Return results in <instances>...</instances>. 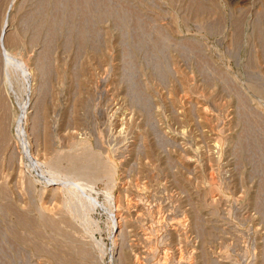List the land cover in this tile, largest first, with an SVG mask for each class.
<instances>
[{
    "label": "rangeland",
    "instance_id": "rangeland-1",
    "mask_svg": "<svg viewBox=\"0 0 264 264\" xmlns=\"http://www.w3.org/2000/svg\"><path fill=\"white\" fill-rule=\"evenodd\" d=\"M74 1L71 20L95 41L65 45L63 0L42 31L28 13L17 20L27 52L51 50L56 64L46 54L39 158L89 148L103 176L104 157L115 158V203L101 177L94 240L68 220L43 227L41 217H62L60 203L13 158L0 101V264H264V0ZM9 5L0 0L1 18ZM79 139L89 147L72 145ZM110 210L126 225L115 244Z\"/></svg>",
    "mask_w": 264,
    "mask_h": 264
},
{
    "label": "bare ground",
    "instance_id": "bare-ground-1",
    "mask_svg": "<svg viewBox=\"0 0 264 264\" xmlns=\"http://www.w3.org/2000/svg\"><path fill=\"white\" fill-rule=\"evenodd\" d=\"M6 1L9 2V0H6ZM55 1L56 0H10V5L8 6V8L6 7L7 10L4 9L5 12H4V14H2L3 16L1 15L2 18L0 17L1 18V20H0V73H1L0 96L1 97L0 98H2L0 101L3 100L2 103L7 106V108L5 107L6 110L8 109V112L7 113L5 112V113L8 114L9 115L8 117H10L14 121L13 125L15 128L14 131L16 134L15 135L16 138L14 140V143L12 144L11 154H13L12 155V156H14L13 158L16 161L17 160H23L25 158L28 161V167H29L28 169H31V170L37 172L36 176H31V181L32 182H34V181L38 182L39 180H42L44 184L40 190H42L44 194L51 197L52 199H57L60 203V210H61L62 217H60L59 219H53V217H49L48 215L43 216V217H41L42 219L40 218L41 220H39L40 222H42L41 225L43 227H45L46 225L48 226L49 224L50 225L55 224L57 222V220L60 223L61 222L65 223L68 220L70 222L76 223L75 225L77 227L80 226L81 227L80 229L82 231L80 230V232H79V229L73 227L74 230H77L79 233L83 232V234H85V235H90V237L93 239V232L100 230V225H99L98 221H96V219H94V217H93V213H94V211H95V209L99 203L97 200V194L94 191V187H95V184L97 183V181H99L101 179V177L105 179V182H107L106 187L108 189V192H110L108 194V198H107V203H108V207H109V205H111V203L115 200V197H116L113 194H111L112 187L110 186V183L113 182V180H114V175H115L114 168H115L117 163L115 161V158L113 159L110 156H105L104 157V167L107 170V174H105L104 176L100 175L101 174L100 172H102V171H100V168L95 167L96 164L92 165L93 163L90 162L92 159L91 154L93 155V153H91L92 150L90 151L89 148L83 149L84 151L87 149L86 152H84L85 154H82L79 150H78L79 152L75 151L77 153L74 154V151H73L74 149H73L72 150L73 153L72 152H71L72 154L69 153L70 156L67 153L68 156L62 157V156L58 155V153H57L51 157L44 159V161L40 160V158H39V155H40L39 151L40 150L38 147L41 144V142L39 144V141H42V140H40L42 138L38 135L41 132V131H38V129H39L40 125L42 126L41 118H42V115H44L43 109H44V111L47 110L46 108H44L45 104H43V101L41 98L43 95L42 94L43 93L42 87H44V86L41 85L43 83H42V81L40 83V79L44 78V77H42V76H44V70H45V69H43V66H44L45 62L47 63V60L50 57L47 52H50L51 50L48 49L50 51L45 52V50H47V49H45L43 52V50L40 49L41 47H39L37 50H32V51L30 50L31 52H27L28 49L30 48V46L32 47V40H31V45L28 44V42L24 43L22 41V39H20V35L22 34L21 32H23V30L20 32V30L18 28V21L17 20L20 19L19 16L20 17L23 16L22 18H24L25 15L28 13L29 15H26V16H29V20L30 21L32 20V22H34V24H35L32 26H35V28H36V25H39L41 27L40 28L38 27V29H40L42 31V29H41L42 26L47 24L49 22V20L52 21L51 19L54 18V16L52 17V13H54V12H51L50 7L52 4H53L52 6H54ZM57 1L62 2V0H60V1L57 0ZM69 1L70 0H63V2H62L63 5H61L62 3L57 4V2H56V4L58 5L59 8H60V6H62V8H60V9L58 8L59 10L62 9V14H60L59 12H61V11H59L56 15H59V14L62 15L61 21H62L63 25H65L64 27L67 28V30L65 32H64L65 29L63 30V32L65 34H63L64 36L63 35L62 36L64 37V41L67 43L66 44L64 42L65 45H68V46H69V43L71 41H74L75 39H76L75 41H77V39L79 37H80L81 41H79V40L78 41L83 42L85 39H87L86 36L87 35L89 36V34L87 33V30L82 26L83 24L80 26L79 22H75V20H74V22H75L74 23L73 20H71L72 16L70 18V15L72 13V10H74V9H72L73 7L71 6V3ZM71 1H74V0H71ZM75 1L73 3H75ZM82 1L85 2V0H82ZM82 1H80L81 2L80 4H82ZM88 2H89V0H88ZM68 3H70V4H68ZM85 3L87 4V1ZM85 3H83V4L85 5ZM96 3H98L97 0H96ZM40 4H41V7H40ZM77 4H78V2H77ZM98 4H100V3H98ZM75 5H76V3H75ZM91 5H94V4L91 3ZM94 6H92V7L89 6V7H91L90 9H94L93 8ZM55 7H57V6H55ZM82 7H83L82 10H84V8L86 6H82ZM53 8H52V10H53ZM80 8L81 7L79 6V8H78L79 10H77V12H79V15L76 12L77 13L76 15H78L79 18L84 14L83 11L80 10ZM96 9H98L97 6H96ZM96 9H94V12ZM85 10L89 11L88 9H85ZM55 12H57V11H55ZM92 12H91V14H94V12L93 13ZM24 13H26V14L23 15ZM95 13L98 15L97 12H95ZM72 14H74V13H72ZM86 15L85 16L88 17V13ZM97 15H95V17ZM22 18L20 19L22 23L25 20L26 21L28 20L27 19L28 17L27 18L25 17L24 21H22ZM60 18H61V16H60ZM79 18H78V20H79ZM82 18L84 19V16H82ZM82 18H81V23H83V21H84ZM92 18H93V16H92ZM92 18L90 17V19H92ZM58 19H59V17H58ZM98 19L99 18L96 19L97 24H99ZM29 20H28V23L30 22ZM55 20L57 21V19H55ZM92 22L95 23L93 20H92ZM25 23L26 22H24L23 24H25ZM20 24H19V27H22V25H20ZM28 25L29 24H26V26H28ZM59 25H60V23H59ZM59 25H57L56 27L58 28ZM30 26H31V24H30ZM61 26H62V24H61ZM92 26H94V25H92ZM92 26H90L89 28H91ZM85 27H87V26H85ZM24 28L26 29L25 25H24ZM28 28H29V26H28ZM51 28L49 30H51ZM44 29L46 31L45 27H44ZM33 30L34 29H32V31ZM49 30H47L48 32H46V33H49L50 32ZM52 30H53V28H52ZM55 30H57V29L55 28ZM58 30H60V29L58 28ZM36 31H38L37 28H36ZM45 31H43V32L45 33ZM73 31H74V33H73ZM28 32H31V30ZM32 33L35 34L34 32H31L30 34H32ZM38 33L40 34V32H38ZM60 33H62V32L60 31ZM95 33H97V32H94V34ZM24 34L26 35V33H24ZM50 34H51V32H50ZM55 35H57L56 39L60 36L58 33H56ZM22 36H23V34H22ZM77 36H79V37L77 38ZM97 36H99V35H97ZM31 37H30V39H31ZM49 37H50V35H49ZM95 37L96 36L94 35V38ZM36 39H37V37H36ZM46 39L50 40V38H46ZM56 39H55V41H56ZM62 39L60 40L61 42L63 41ZM91 39L93 40V37L90 39H87V40L89 41ZM39 40L41 41V39H39ZM52 40L53 39H51L50 42H52ZM36 41L37 40H34L33 43L35 44ZM45 41H47V40H45ZM75 41H74V43L76 44ZM93 41H95V39ZM61 42H60V44H61ZM85 42H87V41H85ZM43 43H44V40H43ZM47 43H49V41ZM24 44H28L29 46L28 45L27 46L29 48L28 49H26V47L24 48V46H25ZM34 44H33V46H34ZM62 44H63V42H62ZM75 44H72V45H75ZM81 44L82 43H80L78 46L80 48L82 46L83 49H85L86 44L84 46ZM97 44L98 43L96 42L93 45L94 48L92 46L93 52H92V50H91V52L94 54L97 53V51H98L97 47L99 46V44H98V46H97ZM45 45L46 46L43 45L44 48L45 47L48 48V44L45 43ZM68 46L67 47L64 46V47L68 49ZM64 47H63V50H66ZM75 47H77V46H75ZM55 49H57V48L55 47ZM91 52H90V54L89 53H87V54L91 55L92 54ZM46 54H48V56H47L48 58H46ZM82 54L84 55L83 52H82ZM83 55H82V57L85 56V55L84 56ZM91 57L95 58V56L93 57L92 55H91ZM89 58H90V56H89ZM51 59L52 58L50 57V60ZM84 60H85V57H84ZM89 60L91 61V59H88L87 61H89ZM51 61L48 60L49 63L53 62V61L52 62ZM85 61H84V63H86ZM92 61H93V59H92ZM58 62L60 63V61H58ZM55 66H56V64H55ZM48 67H50L49 64H48ZM58 67L59 66H57V68L54 67L55 70L56 69L58 70L59 69ZM48 70H49V68H48ZM55 70L53 71L54 74L60 73L62 77L63 76L65 77L64 73H63V75L61 73L64 70L62 71L59 69L61 72L58 71L56 73H55ZM45 74H47V72ZM60 74L57 76H60ZM62 77H61V79H62ZM46 79H47V77L45 78L44 83H46ZM44 92H46V91H44ZM44 102H45V100H44ZM5 105H3V106H5ZM3 106H2V108H3ZM5 115L3 116L4 118H5ZM45 116H46V114H45ZM6 119H8V118L6 117ZM1 120H3V119H1ZM43 124H45V123H43ZM116 124H118V123H116ZM5 125H9V123L5 124ZM0 126H1V124H0ZM2 127H3V124H2ZM42 128H43V126H42ZM44 129H45V127H44ZM42 131L44 132V130H42ZM43 132H42V134H43ZM42 142L44 143V139ZM72 145H74V146L84 145V147H85V145L88 146V141L85 139H79V140H75L74 142H72ZM81 148H83V147H81ZM38 170H39V172H38ZM117 201H118V199H117ZM119 201H121V200H119ZM114 203H115V201H114ZM140 204L141 203H137V204L135 203V206L138 207L139 209H141ZM124 206H126V205H124ZM110 211L111 212L109 215V222H110L109 227H110L112 232H113V229L116 228V230L113 234V243H114L115 239H116L115 237H118L121 234L125 233L124 228L126 227V225L124 226L123 225L124 223L121 224L120 222L116 221L115 217H117V216H114L116 214L112 213V210H110ZM149 216H150V219L154 218L152 215V209H151V213ZM54 220H56L55 223H53ZM40 222H39V224H40ZM68 223L69 222H67V224ZM43 224H45V225H43ZM58 225H59V223H58ZM73 228L69 227L70 230ZM77 231H75V233H77ZM170 234H177V230H175V229L171 230ZM81 236H82V234H81ZM79 238H80V235H79ZM83 238H84V236H83ZM78 242H80V241H78ZM95 243L98 247L102 246L100 241H95ZM117 257H118V255H117ZM117 260H119V259L117 258ZM115 262H116V260H115ZM117 263H119V262H117Z\"/></svg>",
    "mask_w": 264,
    "mask_h": 264
}]
</instances>
